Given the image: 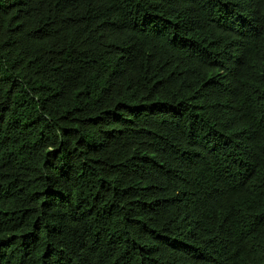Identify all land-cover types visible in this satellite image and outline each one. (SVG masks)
<instances>
[{
    "label": "trees",
    "instance_id": "16d2710c",
    "mask_svg": "<svg viewBox=\"0 0 264 264\" xmlns=\"http://www.w3.org/2000/svg\"><path fill=\"white\" fill-rule=\"evenodd\" d=\"M0 264H264V0H0Z\"/></svg>",
    "mask_w": 264,
    "mask_h": 264
}]
</instances>
